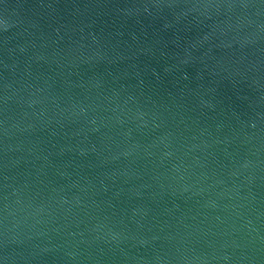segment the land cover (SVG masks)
<instances>
[{
    "label": "water",
    "instance_id": "obj_1",
    "mask_svg": "<svg viewBox=\"0 0 264 264\" xmlns=\"http://www.w3.org/2000/svg\"><path fill=\"white\" fill-rule=\"evenodd\" d=\"M0 264H264V0H0Z\"/></svg>",
    "mask_w": 264,
    "mask_h": 264
}]
</instances>
